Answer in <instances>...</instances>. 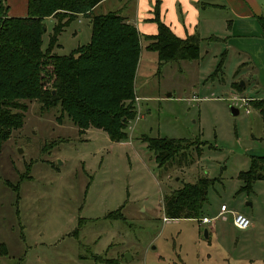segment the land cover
<instances>
[{
	"label": "rangeland",
	"instance_id": "1",
	"mask_svg": "<svg viewBox=\"0 0 264 264\" xmlns=\"http://www.w3.org/2000/svg\"><path fill=\"white\" fill-rule=\"evenodd\" d=\"M137 1L108 0L95 13L122 11L132 21ZM255 1L264 17V0ZM198 3L199 34L225 41L202 39L198 60L167 63L159 73L156 53L143 50L134 81L137 117L126 130V145L94 128L79 135L58 107L27 104L23 127L0 150V264H264V181L246 192L239 179L250 155L263 148L264 125L238 101L242 95L264 99L255 85L264 66L263 38H229L238 20L230 0ZM54 23L43 22L42 50ZM90 36L88 21L75 20L53 54L67 56ZM249 57L254 62L245 64ZM233 82L243 87L242 95L233 92ZM142 137L205 146L200 157L192 152L190 165L163 170ZM203 177L214 181L202 209L211 222H164L163 195ZM222 204L230 213L217 216ZM121 207L124 220L105 218ZM231 213L245 215L250 227L237 230Z\"/></svg>",
	"mask_w": 264,
	"mask_h": 264
},
{
	"label": "trees",
	"instance_id": "2",
	"mask_svg": "<svg viewBox=\"0 0 264 264\" xmlns=\"http://www.w3.org/2000/svg\"><path fill=\"white\" fill-rule=\"evenodd\" d=\"M103 1L26 0V15L9 17L6 0H0V150L12 133L23 127L27 104L32 102L42 110L58 107L61 117L66 116L79 135L94 128L106 133L111 142L126 141V130L137 116L134 81L142 43H146L147 51L157 54L158 72L167 63L199 59L201 39L196 35L175 36L160 19L159 0L148 20L156 26L152 36L141 35L118 12L93 15V9ZM81 16L89 20L90 42L67 56L53 54L60 34ZM49 18L55 23L49 45L42 50L43 22ZM257 21L264 38V17ZM233 87L238 93L242 91L237 83ZM248 104L264 123V99ZM140 140L153 154L157 168L163 170L183 162L190 165L192 152L200 157L205 146L166 138ZM239 179L246 192L251 191L253 183L264 181V157H250L249 169L241 172ZM213 182L199 178L164 195V218H204L202 209ZM121 209L105 218L124 220Z\"/></svg>",
	"mask_w": 264,
	"mask_h": 264
},
{
	"label": "crops",
	"instance_id": "3",
	"mask_svg": "<svg viewBox=\"0 0 264 264\" xmlns=\"http://www.w3.org/2000/svg\"><path fill=\"white\" fill-rule=\"evenodd\" d=\"M106 1H108V0L103 1L102 3H100L98 6H96L93 9V15L106 14V13H101V14L95 13V10ZM156 1H158V0L151 1L152 4L149 5L150 4L149 0H138L137 1V13L134 12V14H133L134 17H133L132 21H130L129 17L125 13L123 14L122 11L121 12L120 11H112V12H118L120 15H122L126 19L127 23L133 25L141 35L152 36V35L156 34V26L153 23H150L148 20H150L152 18V11H153V7H154ZM244 1H246V3H242L240 0H230L232 8H233V12L238 16L237 17L238 20H236V21H239L240 23H242V25H244V27L243 28L237 27L236 24H238L239 22L237 23L236 21H233V24L231 25V31L229 32V35H230L229 38L230 37L231 38L243 37L246 34H254L255 36H257V38H263L262 37V31H261L260 26H259L258 21H257V19L259 17H263L260 14L258 4L256 3L255 0H244ZM0 4H1V2H0ZM198 4H199L198 0H159L160 19L166 26H168L170 28V30L178 38H185L186 36L196 35L197 37H199L201 39V41H202V39L203 40H211V41H215V42L216 41H222V42L225 41L226 38L221 39V37H217L216 35L211 34V33L206 35V37L199 34V25H200L201 21L198 20V12L196 10ZM6 6L8 7L7 16H9V17H24L26 15V0H6ZM206 8L207 7L205 6L204 9L206 10ZM177 10L180 14V18H179ZM80 18L86 19L89 23V20L87 18H84L82 16L78 17V19H80ZM204 23H207V22L204 21ZM236 27H237V29H236ZM246 28H248V30L251 29V31H253V32L246 31L247 30ZM259 41H260V44L262 45V48H261V53H262L264 50V38H263V40H259ZM232 42H237V41L236 40H233V41L229 40V41H227V44L228 43L232 44ZM145 45H146V43L143 42L140 58L142 56L143 50L147 51L145 49ZM147 52H151V51H147ZM262 57H263L262 63H264V52L262 53ZM250 60H252L251 57H249V62H246L245 64H250ZM139 62H140V59H139ZM182 62H193V61H181V62L176 63V64H180ZM242 65H244V64H242ZM262 67H263L262 70H258L260 77L255 82L256 87L260 91H264V66L262 65ZM157 69H158V65H157V54H156V70ZM138 71H139V63L137 66L136 73ZM157 73H159V72L157 71ZM235 83L236 82H233L231 84V88H232L233 92L238 93L233 87V84H235ZM255 85H254V88H256ZM239 87L242 88V90H243V87H241V86H239ZM239 94L242 95V91ZM135 97H136L135 99H137L136 100V103H137L140 98L136 95V93H135ZM241 98H245V97H243V95H242ZM246 99H248L249 101L253 100V99H250L248 97H246ZM260 100H263V99H260ZM246 106H249L251 108V106L248 103ZM254 111H256V110H254ZM256 112L259 114L258 111H256ZM249 114H250V112L246 115H249ZM259 117L261 118L260 114H259ZM262 123H263V121H262ZM130 124H131V122H130ZM130 124H129V126H130ZM263 125H264V123H263ZM90 131H91V129H88L87 131H85V135L90 133ZM263 138H264V136L261 137L260 140L263 141ZM262 141H261V143H262ZM126 143L127 142L125 141L123 143H117V144L126 145ZM262 147L263 148H259V150H258V152H260L259 153L260 155L259 154L258 155L252 154V155H250V157H264V144ZM187 184H190V183H187ZM217 216H219V213ZM164 219L165 218H163V221H164ZM168 221H172V220L165 219L164 222H168ZM198 222H200V221L198 220ZM202 225H206V224H202ZM117 260L119 262L121 261L120 259H117ZM121 263H122V261H121Z\"/></svg>",
	"mask_w": 264,
	"mask_h": 264
},
{
	"label": "built area",
	"instance_id": "4",
	"mask_svg": "<svg viewBox=\"0 0 264 264\" xmlns=\"http://www.w3.org/2000/svg\"><path fill=\"white\" fill-rule=\"evenodd\" d=\"M238 101L241 102L244 106H246L249 100L246 99V98H240V99H238ZM245 113L248 114L249 111L245 110ZM227 213H230L228 211L227 207L225 205H221L220 211H219V216L222 215V214H227ZM231 219H232V225L237 230L244 231V230H247L250 227L249 219L246 216L242 215V214L231 213ZM164 221H165V219H164ZM200 222L202 224H208V223L211 222V220L204 217V218L200 219Z\"/></svg>",
	"mask_w": 264,
	"mask_h": 264
},
{
	"label": "water",
	"instance_id": "5",
	"mask_svg": "<svg viewBox=\"0 0 264 264\" xmlns=\"http://www.w3.org/2000/svg\"><path fill=\"white\" fill-rule=\"evenodd\" d=\"M230 110L232 115H238V110L235 107H231ZM204 236L207 238V231L204 232Z\"/></svg>",
	"mask_w": 264,
	"mask_h": 264
}]
</instances>
